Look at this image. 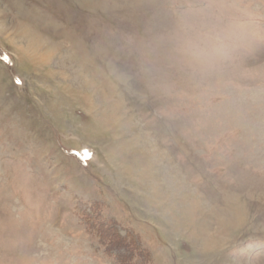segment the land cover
I'll use <instances>...</instances> for the list:
<instances>
[{
	"label": "rangeland",
	"instance_id": "rangeland-1",
	"mask_svg": "<svg viewBox=\"0 0 264 264\" xmlns=\"http://www.w3.org/2000/svg\"><path fill=\"white\" fill-rule=\"evenodd\" d=\"M0 264H264V0H0Z\"/></svg>",
	"mask_w": 264,
	"mask_h": 264
}]
</instances>
